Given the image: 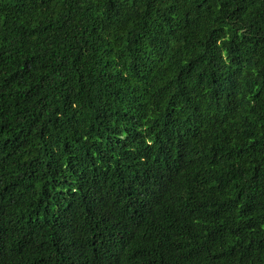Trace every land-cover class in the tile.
<instances>
[{"label": "trees", "instance_id": "16d2710c", "mask_svg": "<svg viewBox=\"0 0 264 264\" xmlns=\"http://www.w3.org/2000/svg\"><path fill=\"white\" fill-rule=\"evenodd\" d=\"M0 264H264V0H0Z\"/></svg>", "mask_w": 264, "mask_h": 264}]
</instances>
